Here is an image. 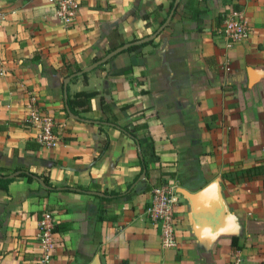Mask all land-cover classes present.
I'll return each instance as SVG.
<instances>
[{
    "label": "crops",
    "instance_id": "0c3cea01",
    "mask_svg": "<svg viewBox=\"0 0 264 264\" xmlns=\"http://www.w3.org/2000/svg\"><path fill=\"white\" fill-rule=\"evenodd\" d=\"M174 2L81 0L65 25L48 0H0V264H38L45 211L57 228L49 264H264V0H179L152 43L69 81L68 98L98 93L88 122L65 110L66 65L152 35ZM233 11L250 35L228 48L220 28ZM31 96L56 121L54 148L24 123ZM126 126L144 128L138 142ZM170 180L191 193L216 182L221 207L197 222L179 193L177 247L162 248L145 209Z\"/></svg>",
    "mask_w": 264,
    "mask_h": 264
},
{
    "label": "built area",
    "instance_id": "2783aa9c",
    "mask_svg": "<svg viewBox=\"0 0 264 264\" xmlns=\"http://www.w3.org/2000/svg\"><path fill=\"white\" fill-rule=\"evenodd\" d=\"M81 0H48L53 7V15L65 25H70L80 9ZM4 15L0 12V28ZM220 31L228 48L245 42L250 35V26L241 11L225 14ZM28 113L24 120L27 129L34 133L36 144L54 148L59 138L54 132L56 121L50 113L41 108L35 97L31 96L28 103ZM178 184L170 180L156 185L152 189L151 201L145 209L147 218L159 228L162 248H176L177 222L175 209L179 204ZM55 222L52 214L45 211L38 221V245L41 247L37 263L49 264L55 245L53 228ZM237 264V263H235Z\"/></svg>",
    "mask_w": 264,
    "mask_h": 264
},
{
    "label": "water",
    "instance_id": "95a60500",
    "mask_svg": "<svg viewBox=\"0 0 264 264\" xmlns=\"http://www.w3.org/2000/svg\"><path fill=\"white\" fill-rule=\"evenodd\" d=\"M178 2H179V0H175L169 16L167 17L165 22L152 35L146 36L144 38H141V39H138L135 41L127 42V43L113 49L112 51L107 53L105 56L98 59L97 61H95L90 66H88L87 68L81 70L80 72H78V73H76V74H74V75H72V76H70L64 80L63 92H64L65 110H66V112L70 118L75 119V120H81L84 122H88L87 120L81 119V118L75 116L74 114H72L68 105H67V100H68L67 85H68L69 81L72 78H75V77L81 76L83 74L89 73L92 70L98 68L99 66L106 64L109 60H111L115 56L119 55L122 52L128 51L132 47H137V46L145 45V44L152 42L157 36H159V34L169 24V22L173 16V13H174L177 5H178ZM138 150H139V154H140V147L139 146H138ZM20 173L21 172H15V173H13V174L5 177V178L11 179V178L18 176ZM144 176H145V171H143V173L141 174L140 179H142ZM35 180L43 188L50 189L43 182L42 179L35 177ZM89 193L91 195L103 196V194L97 193V192H89ZM178 193H180L182 196H184V198L188 201L189 206L191 207V210H192L193 219H195L197 222H202V221H205V219L213 217L212 205L219 204L218 205L219 208L221 207V201H219L220 197L218 194V185L216 182L211 183L209 186H207L206 188H203L202 190H200L198 192L191 193L185 189H179ZM92 264H97V259H95Z\"/></svg>",
    "mask_w": 264,
    "mask_h": 264
},
{
    "label": "trees",
    "instance_id": "16d2710c",
    "mask_svg": "<svg viewBox=\"0 0 264 264\" xmlns=\"http://www.w3.org/2000/svg\"><path fill=\"white\" fill-rule=\"evenodd\" d=\"M160 11L155 10L154 15L155 17L157 16V14ZM148 19V18H147ZM165 19L159 21V24L163 23ZM152 43V42H151ZM146 45H141V46H137V47H132L130 48L128 51H136L141 49L142 47H144ZM81 69L77 66H70V65H66L65 66V78L70 77L71 75H74L78 72H80ZM86 74L82 75L83 79H86ZM98 95V93L96 91H92V92H86V91H82V92H78L76 94H74L72 97H69L67 100V105L71 111L72 114H74L75 116L79 117V118H83L81 115L85 112H88L90 110V103L91 100L96 97ZM113 126H115L116 124L113 122L112 123ZM134 141L138 142V132L143 130L144 128H140L139 126H126L122 128ZM108 139H106L103 144L102 147L100 149L99 152V156H101L108 148ZM96 160V159H95ZM143 167L144 169H146L147 172V162L146 160L143 161ZM0 175H2L1 170H0ZM20 177H25L29 182H33L35 181V175L27 173V174H22ZM4 178L0 179V182H3ZM10 181V180H9ZM43 181L44 183L48 186L51 187L48 181V178L43 177ZM5 182V181H4ZM8 182V181H7ZM56 226H54L53 228V233L56 232ZM232 244L234 247H237V243H236V239L232 238Z\"/></svg>",
    "mask_w": 264,
    "mask_h": 264
}]
</instances>
